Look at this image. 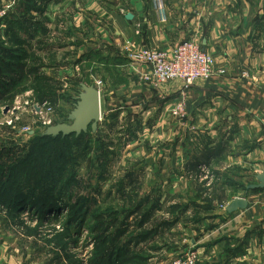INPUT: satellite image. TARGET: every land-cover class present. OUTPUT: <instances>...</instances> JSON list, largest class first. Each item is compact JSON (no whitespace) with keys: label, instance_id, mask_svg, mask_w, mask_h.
Returning a JSON list of instances; mask_svg holds the SVG:
<instances>
[{"label":"rangeland","instance_id":"374dc122","mask_svg":"<svg viewBox=\"0 0 264 264\" xmlns=\"http://www.w3.org/2000/svg\"><path fill=\"white\" fill-rule=\"evenodd\" d=\"M226 1L236 33H248L263 56L264 0ZM118 2L0 0V264H189L191 254L193 264H223L234 253L233 242L213 248L216 238L206 237L210 198L218 197L206 180L215 182V174L191 166L208 154L210 167L229 162L228 149L220 154L222 133L212 140L204 131L182 132L179 107L174 128L169 117L156 126L155 109L107 111L112 91L123 97L117 86L132 81L119 69L116 29L102 11ZM28 9L43 10L40 22L50 25L48 37L37 38L42 44H27L38 28L23 24L37 14L23 16ZM44 52L50 57L39 61ZM43 64L56 73L41 72ZM80 84L101 93L97 130L44 137L67 123Z\"/></svg>","mask_w":264,"mask_h":264},{"label":"crops","instance_id":"0c3cea01","mask_svg":"<svg viewBox=\"0 0 264 264\" xmlns=\"http://www.w3.org/2000/svg\"><path fill=\"white\" fill-rule=\"evenodd\" d=\"M124 1L107 4L102 11L116 29L113 39L120 53L117 59L122 58L123 62L119 69L131 75L128 78L133 84L123 81L124 85L117 86L123 97L112 91L107 111H112L111 106L131 110L145 107L146 113L155 109L159 111L156 126L166 123L169 117L174 128V120L178 118L172 114L182 104L179 112L182 121L178 124L182 132L204 131L212 140L222 133L219 142L226 148L220 154L228 149L229 162L225 166L210 167L207 162L197 166L208 165V171L215 174V182L213 178L206 180L209 188L206 189L218 193V197L210 198L215 212L206 216L212 220L206 237L216 238L213 248L233 242L228 247H234V253L223 264H238L242 259L250 264H264V186L250 189L258 185L256 176L264 173V64L263 68L259 66L264 55L253 52L248 33H236L237 22L228 13L226 0H161V9L156 8L155 0ZM50 6L47 11L53 12L55 8ZM21 13L27 17L37 13L32 21L23 18V24L38 25L35 33L26 35L27 44L31 41L42 44L44 40L37 38L48 37L50 32V25L40 22L44 11L28 9ZM15 14L20 16L18 12ZM128 14L132 15L131 20L125 18ZM4 26L1 23L0 29ZM243 29H250L247 21ZM187 40L199 42L213 60L212 76L196 81L189 88L180 81L158 84L146 79L147 66L131 55L133 48L168 49ZM39 57V61H46L50 56L44 52ZM40 69L49 75L56 73L57 68L43 64ZM238 199L246 201V208L229 213L227 208Z\"/></svg>","mask_w":264,"mask_h":264},{"label":"built area","instance_id":"2783aa9c","mask_svg":"<svg viewBox=\"0 0 264 264\" xmlns=\"http://www.w3.org/2000/svg\"><path fill=\"white\" fill-rule=\"evenodd\" d=\"M155 3L156 8L161 9V0H155ZM200 46L195 40H187L168 49L137 48L132 58L147 66L146 79L158 84L180 81L189 88L196 81L208 79L213 74L212 57ZM178 107L181 109L182 104ZM34 110L39 111V108ZM189 257L188 263L193 264L195 256L191 254Z\"/></svg>","mask_w":264,"mask_h":264},{"label":"water","instance_id":"95a60500","mask_svg":"<svg viewBox=\"0 0 264 264\" xmlns=\"http://www.w3.org/2000/svg\"><path fill=\"white\" fill-rule=\"evenodd\" d=\"M126 19L131 20L132 15L128 14ZM74 109L67 118V123L56 124L46 129L44 136L62 137L75 135L76 137L86 133L88 129L94 133L97 130L101 119V97L99 90L93 85L80 84L78 97L75 99ZM258 185L251 186L250 189H259L264 186V173L256 176ZM246 201L238 199L232 202L227 208L229 213L237 209H245Z\"/></svg>","mask_w":264,"mask_h":264},{"label":"trees","instance_id":"16d2710c","mask_svg":"<svg viewBox=\"0 0 264 264\" xmlns=\"http://www.w3.org/2000/svg\"><path fill=\"white\" fill-rule=\"evenodd\" d=\"M2 97H0V99H1ZM91 131V130H90ZM84 134V133H83ZM82 135V134H81ZM58 136H60V137H62L61 135H58ZM58 136H55V137H58ZM72 136V135H71ZM75 136V135H74ZM44 137H46V136H44ZM66 137H68V136H66ZM76 137V136H75ZM80 137V135L79 136H77L76 138H79ZM49 138H52V137H49ZM62 138H65V137H62ZM211 157L212 158V154H208V155H206L203 159H198L197 161H194L193 162V164L191 165L193 168H192V170L194 171L196 168H197V166H199V165H201V164H206V162H207V157ZM211 201V200H210ZM17 226L19 227V228H22V229H24L23 227V223H21V222H18V224H17ZM118 257H120V255H117V257L115 258V260H113L112 262H116V261H118L117 259H118ZM118 264V263H117Z\"/></svg>","mask_w":264,"mask_h":264}]
</instances>
